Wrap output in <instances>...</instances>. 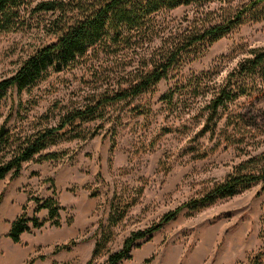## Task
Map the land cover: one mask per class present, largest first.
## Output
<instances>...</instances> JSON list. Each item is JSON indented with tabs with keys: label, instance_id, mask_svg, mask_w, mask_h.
Returning a JSON list of instances; mask_svg holds the SVG:
<instances>
[{
	"label": "rangeland",
	"instance_id": "374dc122",
	"mask_svg": "<svg viewBox=\"0 0 264 264\" xmlns=\"http://www.w3.org/2000/svg\"><path fill=\"white\" fill-rule=\"evenodd\" d=\"M197 10L164 11L157 21L167 32H184L197 17L202 19ZM223 16L219 6H213L203 23L218 24ZM33 20L30 28L0 34V81L14 76L38 48L56 41L44 29L51 15H36ZM158 47L159 41L151 47L122 46L113 52L95 48L73 67L52 74L34 88L9 91L0 100V126L9 118L7 130L20 137L32 134L40 125H56L69 111L117 89L120 79L139 68L140 59ZM257 48H264V6L223 40L199 49L203 55L185 57L154 91L111 106L103 119L83 124L87 139L51 149L65 153L63 159L30 162L20 178L1 181L0 196L4 190L5 194L0 207V251L26 256L32 237L17 246L8 236H1V231L17 204L26 206L32 218L36 205L29 198H52L62 208L65 227L57 228L61 234L52 244L53 250L76 240L75 248L80 246L81 251L70 264H88L99 240L102 254L94 264H104L133 233L147 230L167 213L223 183L251 158L264 154V86L263 92L242 98L222 112L215 135H201L206 124L202 116L205 100L194 99L189 89L177 88L203 74H211L215 84H223ZM175 90L179 93L171 107L162 98ZM7 200L14 206L1 210ZM113 206L129 208L117 226L110 221ZM137 244L140 247L133 249L132 259L122 264H264L262 185L201 211L186 209L150 241Z\"/></svg>",
	"mask_w": 264,
	"mask_h": 264
},
{
	"label": "trees",
	"instance_id": "16d2710c",
	"mask_svg": "<svg viewBox=\"0 0 264 264\" xmlns=\"http://www.w3.org/2000/svg\"><path fill=\"white\" fill-rule=\"evenodd\" d=\"M213 6H219L223 12L222 22L205 26L203 17ZM264 6V0H250L237 3V0H64L37 2L36 0H0V34L17 32L30 28L36 15H51L44 24L47 34L56 37V41L38 48L21 65L14 76L0 81V100L9 91L30 90L47 80L52 74H60L73 67L95 48L106 52L136 45L151 47L159 41V47L145 54L141 66L120 79L117 89L106 92L82 108H76L63 115L56 125L42 126L32 134L18 137L7 130V121L0 126V182L10 178L14 181L23 174L24 165L30 162L45 164L58 162L65 157L51 149L64 142L85 139L87 132L82 125L105 117L106 109L134 101L156 89L163 81L183 64L185 57L203 55V47L213 46L230 35L235 29L252 19ZM182 7H196L197 14L193 24L184 32H167L159 26L157 16L164 11H174ZM178 86V90L189 89L194 99L205 100L202 116L206 124L201 135H215L219 130L222 112L228 111L242 98L253 97L263 92L264 86V48L251 50L231 73L223 84H215L211 74H203ZM179 92L170 91L162 100L173 106ZM201 111V108L199 109ZM2 116L0 115V122ZM262 185L264 191V154L251 158L223 183L215 185L203 196L190 200L164 215L161 220L144 231L133 233L121 250L111 253L104 264H122L132 259L137 244L150 241L164 226L175 221L180 213L189 209L201 211L219 200L234 198ZM0 196V207L4 200ZM29 203L36 205L35 216L27 215V207L12 223L8 237L15 244L22 242L25 234L42 230L48 223L62 228L61 210L55 199L42 200L30 197ZM129 208L113 206L111 224L117 226L126 217ZM48 211L47 219H40L42 211ZM71 226V221L67 222ZM79 244L71 241L58 246L54 255L71 252ZM102 254V242L97 241L93 258L88 264H94ZM30 264H34L31 262ZM57 264V263H54ZM258 264H262L259 262Z\"/></svg>",
	"mask_w": 264,
	"mask_h": 264
},
{
	"label": "crops",
	"instance_id": "0c3cea01",
	"mask_svg": "<svg viewBox=\"0 0 264 264\" xmlns=\"http://www.w3.org/2000/svg\"><path fill=\"white\" fill-rule=\"evenodd\" d=\"M11 203V200L9 202L7 200L5 203H3L1 210L5 209V211H7V209L10 208ZM21 211H23V207L20 204H17L12 212V215L9 216V219L7 218V225L5 226L4 230L1 231V236L9 235L12 223L19 217ZM40 214L44 215L43 219H47L48 217L45 218V216L49 215L48 211L46 210L42 211ZM61 229L64 230L65 227ZM61 229H57L53 227L51 223H48L42 230H36L33 232L38 234V238H35L34 234L23 235L22 242L27 241L26 239L28 236L32 237L31 242H29L30 251L27 252L26 256H20V254H11L6 252L3 253L0 251V264H23L28 259H34V264H70L75 262V260H77L80 255V246L73 249L72 252H61L57 255H54L52 244L58 239L59 235L61 234L59 230ZM18 245L19 244H17V246ZM93 247L94 245H92L91 248ZM46 249L47 251H45Z\"/></svg>",
	"mask_w": 264,
	"mask_h": 264
}]
</instances>
